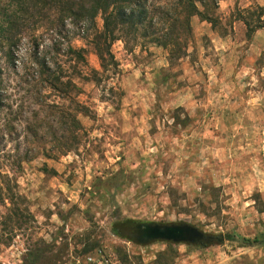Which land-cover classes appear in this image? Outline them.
<instances>
[{"label": "rangeland", "instance_id": "rangeland-1", "mask_svg": "<svg viewBox=\"0 0 264 264\" xmlns=\"http://www.w3.org/2000/svg\"><path fill=\"white\" fill-rule=\"evenodd\" d=\"M254 5L264 0L220 1L216 28L193 17L188 55L172 65L161 48L126 52L117 41L118 67L106 74L90 36L100 16L88 38L66 26L85 51L74 82L88 114L67 153L47 137L49 157L16 170L17 143L20 155L32 146L7 143L15 199L0 201V264H23L37 241L47 247L42 264H264V246H239L264 234V28L248 39L234 13ZM127 220L185 223L222 241L142 244Z\"/></svg>", "mask_w": 264, "mask_h": 264}, {"label": "trees", "instance_id": "trees-1", "mask_svg": "<svg viewBox=\"0 0 264 264\" xmlns=\"http://www.w3.org/2000/svg\"><path fill=\"white\" fill-rule=\"evenodd\" d=\"M220 1L223 0H0V201H8L10 206L15 199L6 189L11 171L2 164L12 157L6 146L12 136L32 146L20 155L17 143V155L11 162L16 170L38 155L49 157L53 147H40L47 137L50 143L63 144L61 153L75 149L78 143V116H87L88 111L77 100L81 91L74 80L83 79L79 67L86 65L85 51L71 45L66 26L76 30V36L88 38L100 16L101 31L90 36L102 74L118 67L110 50L117 41L126 52L134 47L161 48L172 65L188 55L193 17L212 28L220 24L216 15ZM234 13L248 39L264 28L263 6L235 7ZM90 73L98 76L95 71ZM88 77H84L85 81H89ZM92 81L99 82L95 77ZM52 97L58 101H51ZM6 208L13 213V208ZM123 225L129 233L139 229L130 220ZM116 229L117 226L115 232ZM43 244L37 241L27 249L22 263L42 264L47 252ZM239 246L262 247L264 234L242 239Z\"/></svg>", "mask_w": 264, "mask_h": 264}, {"label": "water", "instance_id": "water-1", "mask_svg": "<svg viewBox=\"0 0 264 264\" xmlns=\"http://www.w3.org/2000/svg\"><path fill=\"white\" fill-rule=\"evenodd\" d=\"M142 244L163 240L173 243H208L216 240L222 241V236H208L188 224H152L139 225L137 235L133 236Z\"/></svg>", "mask_w": 264, "mask_h": 264}, {"label": "flooded vegetation", "instance_id": "flooded-vegetation-1", "mask_svg": "<svg viewBox=\"0 0 264 264\" xmlns=\"http://www.w3.org/2000/svg\"><path fill=\"white\" fill-rule=\"evenodd\" d=\"M138 231H139V229H138V230H136V233H138Z\"/></svg>", "mask_w": 264, "mask_h": 264}]
</instances>
